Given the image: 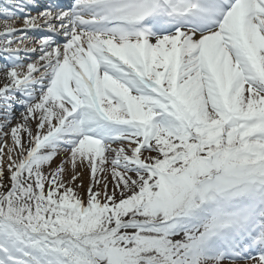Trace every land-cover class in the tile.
<instances>
[{"label":"snow or ice","instance_id":"obj_1","mask_svg":"<svg viewBox=\"0 0 264 264\" xmlns=\"http://www.w3.org/2000/svg\"><path fill=\"white\" fill-rule=\"evenodd\" d=\"M0 17V264H264V0Z\"/></svg>","mask_w":264,"mask_h":264},{"label":"rangeland","instance_id":"obj_2","mask_svg":"<svg viewBox=\"0 0 264 264\" xmlns=\"http://www.w3.org/2000/svg\"><path fill=\"white\" fill-rule=\"evenodd\" d=\"M16 24H18V23H16ZM9 145H11V141L9 140ZM79 182V181H78ZM83 182H84V187H85V189L87 188V186H88V183H89V175H88V173L87 172H85L84 174H83Z\"/></svg>","mask_w":264,"mask_h":264}]
</instances>
